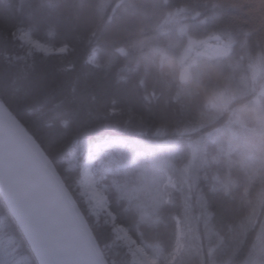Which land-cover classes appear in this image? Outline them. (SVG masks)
I'll list each match as a JSON object with an SVG mask.
<instances>
[{
	"label": "trees",
	"instance_id": "obj_1",
	"mask_svg": "<svg viewBox=\"0 0 264 264\" xmlns=\"http://www.w3.org/2000/svg\"><path fill=\"white\" fill-rule=\"evenodd\" d=\"M20 28L68 50H35L17 38ZM192 39L200 42L191 47ZM202 41L226 52L207 53ZM220 95L227 100L217 105ZM0 103L57 159L85 208L79 181L91 147L126 139L96 157L97 175L118 223L161 264L174 246L177 215L185 231L177 264H264L257 239L264 230V0H0ZM193 149L189 216L182 212L187 187L159 211L126 198L137 170L125 175L124 165L135 160L148 174L176 176ZM161 160L176 169L158 171ZM89 222L107 264H132L109 222ZM0 244L27 257L22 264H38L7 215H0Z\"/></svg>",
	"mask_w": 264,
	"mask_h": 264
},
{
	"label": "snow or ice",
	"instance_id": "obj_2",
	"mask_svg": "<svg viewBox=\"0 0 264 264\" xmlns=\"http://www.w3.org/2000/svg\"><path fill=\"white\" fill-rule=\"evenodd\" d=\"M43 50L49 51L46 48ZM123 143L125 142L121 138L112 139V144ZM165 147L166 142L156 145V149L161 152ZM148 150L155 164L156 152L151 147ZM196 159L197 150L193 149L190 159L179 168L183 178L180 187L170 173L161 179L155 171L148 174L138 161L133 160L132 164L124 165L125 175H128V168L135 167L137 170V176L130 187L126 185V198L130 202L142 201V206L159 211L174 202V192L183 193L187 187L188 195L183 198L182 212L185 217L189 216V201L195 187V179L190 183L189 178ZM165 167L176 169L171 161L161 160L158 171ZM80 177L83 189L81 196L86 197L87 208L82 207L81 200L69 187L58 167L57 159L48 154L17 115L0 104V215L11 218L35 261L38 264H106L100 247V236L89 222L90 216L98 218L97 210H103L111 216L112 231L116 233L117 239L134 246L130 249L132 264H160L158 258L137 244L127 228L118 223V217L112 211L108 197L96 185L95 177L91 173V161L82 166ZM202 200L201 196L198 202ZM260 202L264 206V194L261 195ZM202 206L206 207V203ZM174 219V246L165 264H177V258L185 246L182 218L177 215ZM257 239L262 241L261 251H264V230ZM213 251L210 248L209 255ZM27 259H16L13 251H7L0 244V264H22Z\"/></svg>",
	"mask_w": 264,
	"mask_h": 264
},
{
	"label": "rangeland",
	"instance_id": "obj_3",
	"mask_svg": "<svg viewBox=\"0 0 264 264\" xmlns=\"http://www.w3.org/2000/svg\"><path fill=\"white\" fill-rule=\"evenodd\" d=\"M15 35H17V38L20 39L25 45H27V46L35 49V50H38L40 52H43L45 54L64 53V52H66L68 50V47L67 46H64V47H61V48H55L52 45L46 44V43H44V42H42V41L34 38L32 36V34H31V32L28 29L20 28V29H18V31H17V33ZM195 41H196L195 39L194 40L192 39V41H191V47L192 46L195 47V45L200 42V40L199 41H196V42ZM202 43H204V45L206 47V52L207 53L214 54V55H218V54H224L226 52V47H224V46H218V45L215 46V45H212V43L210 41H208L207 44H206V41H202ZM45 48L46 49H49V51H47V52L44 51L43 49H45ZM61 49H66V51H61ZM189 56H190V53L187 52L186 57H189ZM95 58H96V54L93 53L92 56H90V59L92 61H94ZM226 100H227V97H224V96L220 95V96L217 97L216 104L217 105H222V104L225 103ZM215 107H217V106H215ZM113 138H121L125 143H123V144H112V139ZM208 138L211 140V142H213V141L216 142V137H214V135L209 134L208 135ZM126 145H127V140L124 139V138H122V137H111V138H107V139L103 140L102 142H99V143L95 144L93 147H91V150L88 153V155L86 157V160L84 162V164H85L86 162L91 161V173L95 177L96 185H97V187L102 192H104V194L106 196H107V194L105 193V190L103 188L101 179L97 175V171L98 170H97L96 165H95L96 157L100 153H102L105 150H107L108 148H112V147H115V146L125 147ZM141 155H144V153L143 152H138V156H141ZM118 168H120V167H118ZM174 177L176 178L177 184H178L180 182V179L179 178L181 177V175L179 173V170H177V175L174 176ZM80 181H79V185L81 187V182ZM182 183L183 182L181 181V185H182ZM81 191H83L82 188H81ZM85 199H86V197H85ZM108 202H109V200H108ZM97 211L99 212L98 218L96 217L97 220L100 219L101 217H103L104 218V221L106 223L109 222V224L113 226L111 216H109L106 211H103V210H97ZM115 235H116V233H115ZM116 239H117V237H116ZM117 240L119 242H121L122 244H124L128 248V251H129V253L131 255L130 249H133L134 246H130V245L126 244L123 240H120V239H117ZM150 255H152V254H150ZM152 256L159 259L158 256H155V255H152ZM131 258H132V256H131ZM160 264H161V261H160Z\"/></svg>",
	"mask_w": 264,
	"mask_h": 264
},
{
	"label": "water",
	"instance_id": "obj_4",
	"mask_svg": "<svg viewBox=\"0 0 264 264\" xmlns=\"http://www.w3.org/2000/svg\"><path fill=\"white\" fill-rule=\"evenodd\" d=\"M103 258H104V256H103ZM104 260H105V258H104ZM106 261V260H105ZM106 264H107V262H106Z\"/></svg>",
	"mask_w": 264,
	"mask_h": 264
}]
</instances>
